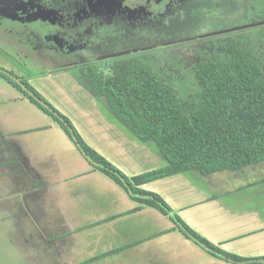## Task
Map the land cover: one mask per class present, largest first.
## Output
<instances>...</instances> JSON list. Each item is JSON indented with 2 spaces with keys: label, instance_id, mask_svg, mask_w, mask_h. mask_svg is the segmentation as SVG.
<instances>
[{
  "label": "crops",
  "instance_id": "1",
  "mask_svg": "<svg viewBox=\"0 0 264 264\" xmlns=\"http://www.w3.org/2000/svg\"><path fill=\"white\" fill-rule=\"evenodd\" d=\"M0 70L4 74L0 75L2 211L14 210L19 228L30 231L23 236L43 237L52 244L65 238L53 247L57 258L51 264H234L194 244L157 209L141 206L133 211L139 204L95 169L59 124L14 87L4 72L23 74L13 67L0 66ZM66 70L57 66L43 78L28 75V84L76 126L92 150L126 177L165 167L116 118L99 116V112L95 116L81 106L79 127L69 107L66 110L50 101L34 83H50L61 98L71 91L90 94L73 74H55ZM64 80L69 82L67 87L57 85ZM140 189L160 196L180 220L220 250L246 260L264 259V162L210 175L187 171ZM14 195L19 198L17 204ZM119 248L123 249L100 258ZM78 250L89 255L79 258ZM93 258L99 259L89 262ZM32 262H38L37 258Z\"/></svg>",
  "mask_w": 264,
  "mask_h": 264
},
{
  "label": "trees",
  "instance_id": "2",
  "mask_svg": "<svg viewBox=\"0 0 264 264\" xmlns=\"http://www.w3.org/2000/svg\"><path fill=\"white\" fill-rule=\"evenodd\" d=\"M249 15L253 22H264V0H254ZM204 44L205 48H199L189 61L170 56H137L74 71L77 82L166 164L133 178L92 150L69 120L30 86V92L51 111L23 94L59 124L95 169L139 204L133 211H139L141 206L157 209L170 217L186 238L217 258L234 264H264L220 250L190 229L160 196L140 189L149 182L187 171L210 175L264 162V25ZM0 75L4 74L0 71ZM129 189L134 195L129 194Z\"/></svg>",
  "mask_w": 264,
  "mask_h": 264
},
{
  "label": "flooded vegetation",
  "instance_id": "3",
  "mask_svg": "<svg viewBox=\"0 0 264 264\" xmlns=\"http://www.w3.org/2000/svg\"><path fill=\"white\" fill-rule=\"evenodd\" d=\"M253 1L0 0V32L16 36V56H59L60 67L80 70L117 58L107 56H168L173 47L242 33L208 36L259 23L249 15ZM6 72L30 86L28 75Z\"/></svg>",
  "mask_w": 264,
  "mask_h": 264
},
{
  "label": "rangeland",
  "instance_id": "4",
  "mask_svg": "<svg viewBox=\"0 0 264 264\" xmlns=\"http://www.w3.org/2000/svg\"><path fill=\"white\" fill-rule=\"evenodd\" d=\"M237 17H239V13L237 14ZM231 23L232 21L229 22V24ZM204 31H208V30L204 29ZM15 39H17L15 35H12L6 31L0 32V66L2 68L11 70V67H13L14 71L21 72L24 75H37V77L43 78L42 75H44L48 70L50 71L51 69L65 63V60L63 59L62 61L61 60L62 58L59 59V56H40L33 51L29 52L31 53L30 56H16L15 52H17L19 49H16L14 47L13 43ZM204 43L205 41H198V42H192L185 45L173 47L172 49H170L169 51L170 54H168V56H170L171 58H179V59L183 58L189 61L193 58V56L197 54L199 48H205ZM8 55H13V56H8ZM135 57L137 56H122V57L113 58L108 61L110 63H113L115 61H120L121 59L129 60ZM74 71L75 70L69 69L64 72L55 73V74L57 75L63 73L73 74ZM33 78L36 77H32V79ZM34 83L36 84L37 87L40 88L41 91L45 93L46 97H48L50 101L56 103L58 106L66 110L68 109L67 107H69L68 110L72 111V113L70 112V115L72 116L74 123H76V125H80L79 127H81L82 122L78 120L77 117H79L82 107H85L89 111L96 113L94 114L95 116H98L97 112H99V116H111L112 118H116L104 106V104L101 101L97 100L94 96L90 94L77 95L75 92L71 91L68 94H66V96H62L61 98V96L57 95L53 91L52 88L53 85H51L50 83H46L45 81H35ZM57 85L59 86L62 85L64 87H67V85H69V82L67 80H64L62 82L59 81ZM43 99H45V101L49 103L47 98L43 97ZM63 100H68L71 101L72 103H70V106H68L69 104H65ZM86 101H88L89 103H86ZM92 103L93 104L96 103V105H93ZM102 112H104L105 115ZM70 123L72 124V122ZM72 126L75 130L77 129L75 128L76 126L74 127L73 124ZM76 132L80 136L78 130H76ZM2 197L3 195L0 190V264H51L49 261H55V259L57 258L55 256L57 255L55 251H53V247L63 244L65 238H62L61 240L58 239L59 240L58 243L57 240L55 244H52V242L47 241V239L43 237L23 236V235H28L30 231L25 229V227L23 226L22 228H19L18 225L19 222L18 220H16V214L14 213V210L10 209L8 213L2 211L3 209L1 207L2 205L1 201L3 200ZM12 197H13V203L15 204L19 203L18 201L19 198L17 196L14 195ZM32 233L35 232L32 231ZM77 255L79 258H84L89 254L84 253L82 250H78ZM35 258H37L38 260V262L36 263L32 262V260ZM52 264H57V263H52Z\"/></svg>",
  "mask_w": 264,
  "mask_h": 264
},
{
  "label": "water",
  "instance_id": "5",
  "mask_svg": "<svg viewBox=\"0 0 264 264\" xmlns=\"http://www.w3.org/2000/svg\"><path fill=\"white\" fill-rule=\"evenodd\" d=\"M264 25V22H259V23H256V24H249V25H246V26H243V27H240V28H233V29H229V30H225V31H220V32H217V33H214V34H210L208 36H217V35H222V34H226V33H230V32H234V31H238V30H247V29H251V28H255V27H259V26H263ZM204 37H207V36H203L202 38ZM112 57H121V56H107L106 58H112ZM1 71V70H0ZM2 72V71H1ZM6 75L9 76V78L15 82L18 86H20V88L22 89V91H24L28 96L32 97L38 104H40L43 108L51 111V109L49 108V106L44 102L42 101L40 98L36 97L32 92H30V90L25 87L21 81L19 79H17L16 77L8 74L7 72H4ZM70 132H71V137L73 140H76L75 136H74V133L71 129H69ZM129 194L130 195H134V193L129 189ZM138 196L139 198H146V196H143V195H136ZM261 262H264V260H261Z\"/></svg>",
  "mask_w": 264,
  "mask_h": 264
}]
</instances>
